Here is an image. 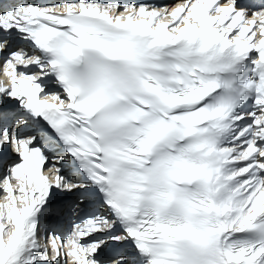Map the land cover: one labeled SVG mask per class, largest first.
<instances>
[{
    "label": "snow or ice",
    "instance_id": "6c2138e0",
    "mask_svg": "<svg viewBox=\"0 0 264 264\" xmlns=\"http://www.w3.org/2000/svg\"><path fill=\"white\" fill-rule=\"evenodd\" d=\"M0 264H264V0L0 4Z\"/></svg>",
    "mask_w": 264,
    "mask_h": 264
},
{
    "label": "bare ground",
    "instance_id": "6f19581e",
    "mask_svg": "<svg viewBox=\"0 0 264 264\" xmlns=\"http://www.w3.org/2000/svg\"><path fill=\"white\" fill-rule=\"evenodd\" d=\"M68 229H69V228H68ZM68 229H67V230H68ZM67 230H66V231H67Z\"/></svg>",
    "mask_w": 264,
    "mask_h": 264
}]
</instances>
